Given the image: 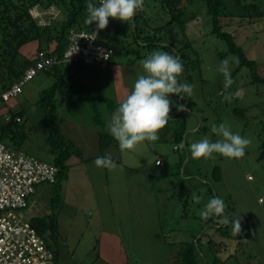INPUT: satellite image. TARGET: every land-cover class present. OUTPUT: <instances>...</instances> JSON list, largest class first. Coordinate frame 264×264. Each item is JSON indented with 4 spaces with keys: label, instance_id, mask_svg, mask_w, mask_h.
<instances>
[{
    "label": "rangeland",
    "instance_id": "1",
    "mask_svg": "<svg viewBox=\"0 0 264 264\" xmlns=\"http://www.w3.org/2000/svg\"><path fill=\"white\" fill-rule=\"evenodd\" d=\"M228 5L234 13L233 4ZM144 8L128 24L109 18L99 33L97 47L112 54L106 67L61 65L65 75L56 96L58 126L82 155L69 161L59 189L54 184L39 186L29 207L17 215L31 222L56 214L57 233L44 234L56 264H175L185 245L195 247L200 264H264V84L254 83L251 68L239 69V55L214 33L213 17L202 0L185 5L182 24L170 23L162 0H144ZM32 15L43 25L65 18L56 8H36ZM221 24L247 57L259 63L264 77V18H222ZM37 49L34 42L22 53L34 58ZM153 51L180 58L184 71L178 80L194 85L193 95L181 99L169 94L170 119L157 141L122 152L114 139L101 151V137H112L107 125L113 112L143 72L139 61ZM226 58L233 80L227 90L230 101L224 99V76L219 71ZM57 81L41 72L19 96L0 100V134L11 114L22 112L26 127L35 126L43 117L41 94ZM177 105L187 111H177ZM213 123H226L233 133L251 140L242 158L219 154L214 160L191 158V143L206 136L213 142L219 139L210 131ZM180 131L186 146L176 151L175 134ZM17 149L55 164L56 155L42 134L32 135ZM106 155L116 162V169L95 166L94 160ZM159 158L164 166L157 165ZM193 192L203 197L199 203L192 199ZM54 196L60 199L55 205ZM211 197L222 198L226 209L222 216L204 220L199 211ZM225 216L228 224L223 223ZM237 218L240 233L231 223Z\"/></svg>",
    "mask_w": 264,
    "mask_h": 264
},
{
    "label": "trees",
    "instance_id": "2",
    "mask_svg": "<svg viewBox=\"0 0 264 264\" xmlns=\"http://www.w3.org/2000/svg\"><path fill=\"white\" fill-rule=\"evenodd\" d=\"M209 13L213 17L214 33L226 40L231 52L240 57L241 67H249L254 73V83L264 84V77L259 74V63L250 60L244 49L236 43L235 36L223 30L222 18H246L249 20H260L264 18V0H202ZM90 0H0V94L9 90L25 74V72L35 64L36 56L44 51L49 56L62 57L68 46V35L71 30L91 31L96 24L88 25L85 23L87 12L86 5ZM92 3L99 5L98 0H91ZM195 0H162V4L171 15V22L184 23L183 15L185 5H193ZM228 2L233 4L234 13L230 11ZM50 10L56 8L64 15L62 20H52L50 23L41 24L39 18L32 15V10L36 8ZM195 16L186 19V22L194 19ZM38 42L37 53L34 58L23 55L22 49L31 43ZM49 75L58 78V81L48 90L41 94L39 106L42 110V119L32 128L26 127L24 114H11L1 125L0 141L7 142L10 148L17 149L23 145L32 135H43L56 155L54 166L59 168L55 187L59 189L61 182L69 170V161L72 157H80L82 154L79 149L71 142H68L58 126V104L56 96L62 86L64 72L61 65L45 71ZM20 118V122L17 121ZM23 121V122H22ZM184 133L175 134V142L183 140ZM107 134L101 137L102 148L104 151L114 138ZM110 139V140H109ZM184 141V140H183ZM186 146V145H185ZM17 147V148H14ZM180 149L176 147V151ZM261 158L264 160V143L261 148ZM161 159V158H159ZM164 162V161H163ZM164 166V165H163ZM215 173L220 172L216 168ZM60 199L56 196L52 198L55 205ZM38 234L44 238L47 231L52 235L57 233L56 214H49L43 217L33 218L31 221ZM223 228L218 230L224 234ZM226 234V233H225ZM224 234V235H225ZM50 248V246H49ZM181 258L175 264H200V258L193 245H185L179 253ZM57 260V259H56Z\"/></svg>",
    "mask_w": 264,
    "mask_h": 264
},
{
    "label": "clouds",
    "instance_id": "3",
    "mask_svg": "<svg viewBox=\"0 0 264 264\" xmlns=\"http://www.w3.org/2000/svg\"><path fill=\"white\" fill-rule=\"evenodd\" d=\"M144 10V0H99L98 6L90 0L86 5L85 23L88 25L95 23L98 30H104L109 24V18L127 23L133 21L137 11L143 12ZM97 34V32H92L90 36L82 38L95 40ZM103 58L108 59V55L105 54ZM139 63L142 66V74L138 75L132 91L118 105L107 125V131L118 142L122 152L134 150L144 141L155 142L159 139V132L167 126L170 119L172 101L169 99V94H175L183 99L194 93V85L178 80L184 71L178 56L166 51H153ZM219 71L224 76L226 93L224 99L230 101L233 97L227 90L233 84V80L227 58L221 61ZM176 107L177 111H187L184 105ZM210 131L219 139L213 142L206 136L191 143L189 152L193 160L201 158L214 160L216 158L214 154L229 159H239L245 155L246 148L251 144L250 139L242 137L239 133H233L226 123L219 125L213 123ZM176 147L184 149V141L182 140ZM94 164L98 168L108 170H114L118 166L108 155L98 156ZM202 198L195 192L192 193V199L196 203H199ZM225 209L226 204L222 198L211 197L205 207L199 211V215L207 220L212 215L222 216ZM229 222L225 216L223 223L228 224ZM231 223L233 231L240 233V218L232 220Z\"/></svg>",
    "mask_w": 264,
    "mask_h": 264
},
{
    "label": "built area",
    "instance_id": "4",
    "mask_svg": "<svg viewBox=\"0 0 264 264\" xmlns=\"http://www.w3.org/2000/svg\"><path fill=\"white\" fill-rule=\"evenodd\" d=\"M92 32H97L98 38L101 30L97 27L91 31L71 30L62 57L39 52L35 64L9 90L0 94V100L9 102L16 98L29 81L55 65L76 63L106 67L112 60L111 52L97 47V38H82L90 36ZM105 54L108 59L103 58ZM17 121L20 122V118ZM158 161V166L164 165L162 159ZM58 173V167L10 148L0 141V264H56V256L46 239L38 234L30 221L25 220L23 215H17V212L29 207V200L39 186L54 184Z\"/></svg>",
    "mask_w": 264,
    "mask_h": 264
}]
</instances>
